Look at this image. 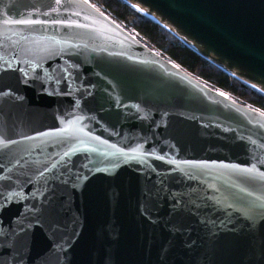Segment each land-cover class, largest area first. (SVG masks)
I'll return each mask as SVG.
<instances>
[{"label": "water", "instance_id": "95a60500", "mask_svg": "<svg viewBox=\"0 0 264 264\" xmlns=\"http://www.w3.org/2000/svg\"><path fill=\"white\" fill-rule=\"evenodd\" d=\"M128 1L264 91V0ZM0 264H264V113L88 0H0Z\"/></svg>", "mask_w": 264, "mask_h": 264}, {"label": "trees", "instance_id": "16d2710c", "mask_svg": "<svg viewBox=\"0 0 264 264\" xmlns=\"http://www.w3.org/2000/svg\"><path fill=\"white\" fill-rule=\"evenodd\" d=\"M113 21L133 31L147 46L175 63L185 72L224 92L235 100L264 113V96L231 78L152 20L142 16L121 0H88Z\"/></svg>", "mask_w": 264, "mask_h": 264}, {"label": "bare ground", "instance_id": "6f19581e", "mask_svg": "<svg viewBox=\"0 0 264 264\" xmlns=\"http://www.w3.org/2000/svg\"><path fill=\"white\" fill-rule=\"evenodd\" d=\"M124 1L125 3H128V5H130V7H132V9H134L136 12H138L139 14H141L142 16L151 19L152 21H155L156 23H159L160 25H162L155 17H153L152 15H150L149 13H147L146 11L142 10L141 8H139L138 6L134 5L133 3H130L128 0H121ZM226 73H228V75L232 76L235 79L240 80L242 83H245L246 85H248L249 87H251L254 91H257L258 93H260L261 95L264 96V91H262L261 89L251 85L249 82L244 81L243 79H241L240 77L235 76L234 74H232L231 72L223 69Z\"/></svg>", "mask_w": 264, "mask_h": 264}, {"label": "built area", "instance_id": "2783aa9c", "mask_svg": "<svg viewBox=\"0 0 264 264\" xmlns=\"http://www.w3.org/2000/svg\"><path fill=\"white\" fill-rule=\"evenodd\" d=\"M131 32H132L136 37H138L137 34H136L135 32H133V31H131Z\"/></svg>", "mask_w": 264, "mask_h": 264}, {"label": "rangeland", "instance_id": "374dc122", "mask_svg": "<svg viewBox=\"0 0 264 264\" xmlns=\"http://www.w3.org/2000/svg\"><path fill=\"white\" fill-rule=\"evenodd\" d=\"M231 97V96H230Z\"/></svg>", "mask_w": 264, "mask_h": 264}]
</instances>
